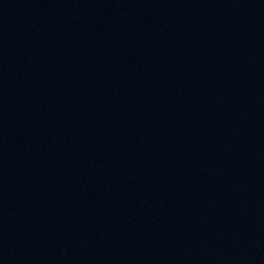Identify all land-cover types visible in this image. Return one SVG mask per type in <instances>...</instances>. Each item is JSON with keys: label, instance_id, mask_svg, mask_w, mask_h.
I'll return each instance as SVG.
<instances>
[{"label": "water", "instance_id": "95a60500", "mask_svg": "<svg viewBox=\"0 0 264 264\" xmlns=\"http://www.w3.org/2000/svg\"><path fill=\"white\" fill-rule=\"evenodd\" d=\"M0 264H264V0H0Z\"/></svg>", "mask_w": 264, "mask_h": 264}]
</instances>
